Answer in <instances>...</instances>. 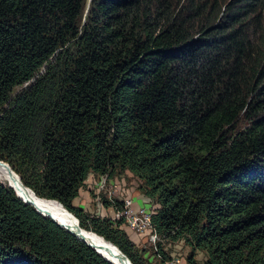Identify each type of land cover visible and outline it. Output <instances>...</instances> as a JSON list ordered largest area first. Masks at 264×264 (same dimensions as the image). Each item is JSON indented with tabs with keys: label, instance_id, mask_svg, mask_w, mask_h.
Wrapping results in <instances>:
<instances>
[{
	"label": "trees",
	"instance_id": "16d2710c",
	"mask_svg": "<svg viewBox=\"0 0 264 264\" xmlns=\"http://www.w3.org/2000/svg\"><path fill=\"white\" fill-rule=\"evenodd\" d=\"M204 1L0 0V159L133 264L178 240L188 264H264V0ZM125 170L156 205L151 251L74 203L90 172ZM12 187L0 264H112Z\"/></svg>",
	"mask_w": 264,
	"mask_h": 264
},
{
	"label": "rangeland",
	"instance_id": "374dc122",
	"mask_svg": "<svg viewBox=\"0 0 264 264\" xmlns=\"http://www.w3.org/2000/svg\"><path fill=\"white\" fill-rule=\"evenodd\" d=\"M199 1H201L202 4L205 3L204 0H199ZM208 1H211V0H208ZM236 1L237 0H235V2ZM221 2H223L224 5H227V8H229V10L232 8L233 3H234L232 2V0H221ZM88 3H89V0H88ZM224 5L221 7V10H223ZM205 6H206V3H205ZM208 6L209 4L207 3V7ZM236 11L238 10L235 9L234 12ZM261 13H262V16H264V9L263 11H261ZM245 125H247V122L245 121V119H242L240 121L239 127L241 126L243 127ZM0 176H1L0 180L2 182L6 184L11 182L10 180L6 178L7 175L4 170L0 171ZM102 176H106V178H109V180H106L105 185L103 187H99L97 182L99 181V179H101ZM115 177L117 178L115 179ZM3 178H6L7 180H4ZM94 178L97 179L96 188L94 187L89 188L88 185L90 186V183L93 182ZM114 180H116L117 183ZM136 186H138V180L128 170L115 173V176L114 175L108 176L107 174H104V173L99 174L96 172H90L85 180L84 186L80 188V192L77 198L75 199V203L76 202L81 203V205L84 206L85 209L88 210L91 214L100 215L103 217H110L113 220L121 219L123 223L122 226L128 233L129 237L133 240L135 245L138 248H147L149 251H151L150 249L154 247V241H152L149 237V234H148L149 226L142 225L139 228L137 226L131 227L127 219H125V217L119 214L117 215V212H120L123 210L124 208L123 203L125 199L129 197L132 200L130 207L133 209L132 210L133 212H137V210L141 206H144L147 210L152 209V207L154 206L155 203L152 199H150L147 203H143V204H140L139 206H136V204L134 203L136 198L131 197L133 196L132 191H135L138 189V188H135ZM101 197H106L109 200H114V199L121 200L122 201L121 207L115 208L113 203L110 205H105ZM152 213H154V211H152ZM164 246H165V249L169 252L171 258H173V259H170V261H172L171 263L188 264L186 261V256L189 251V247L182 240H178L174 243L167 242L164 244ZM195 259L197 260V264H204L203 263L204 255L201 251H198V253L195 256Z\"/></svg>",
	"mask_w": 264,
	"mask_h": 264
},
{
	"label": "bare ground",
	"instance_id": "6f19581e",
	"mask_svg": "<svg viewBox=\"0 0 264 264\" xmlns=\"http://www.w3.org/2000/svg\"><path fill=\"white\" fill-rule=\"evenodd\" d=\"M0 167H2L3 168V170L5 171V173H6V175H7V179L8 180H10L11 182H13V184H14V186H16L18 189H19V191L24 195V196H26V197H28V198H30L31 199V201H33V202H35L37 205H39V206H43L44 204V200H41V199H38L37 198V196H36V194L35 193H33L31 190V192L33 193V195H31L30 193H29V189H27V188H25L24 187V185H23V183L20 181V179L15 175V174H12V173H10V171L6 168V167H4V166H0ZM0 178H1V176H0ZM6 178H3L4 180H7ZM23 185V186H22ZM29 199V200H30ZM47 202V204L48 205H50V206H48V207H50V211L52 212V214L54 215V217L56 218V219H58L59 221H61L63 224H65L66 226H68V227H70V228H72V229H74L75 228V224H74V222L73 221H75V220H73V218L70 216V215H68V214H66V213H64L63 212V210H62V208H61V205L57 202V201H46ZM49 202H51L52 204H49ZM40 209H42V208H40ZM62 210V211H61ZM58 213H57V212ZM61 214H64V215H66L68 218H69V220L68 219H66V218H64V217H62L61 216ZM81 234H82V236L85 238V239H87V240H90V241H92V242H94L95 244H97V245H99L100 247H102V248H104V249H106L107 250V252L110 254V256L116 261V262H118L119 264H126V261L124 260V259H122V258H120L119 256H118V253H117V249H116V247H114V246H112V244H110V243H108V241L109 240H106L105 238H103L104 239V241H103V239L102 238H100L101 236H99L97 233H94V232H92V231H88V230H82V232H81ZM107 242H106V241ZM89 242V241H88ZM102 253V252H101ZM103 254V253H102ZM104 255V254H103ZM105 256V255H104ZM111 260V259H110ZM112 261V260H111ZM114 262V261H113ZM115 263V262H114ZM116 264V263H115ZM129 264V263H128Z\"/></svg>",
	"mask_w": 264,
	"mask_h": 264
},
{
	"label": "water",
	"instance_id": "95a60500",
	"mask_svg": "<svg viewBox=\"0 0 264 264\" xmlns=\"http://www.w3.org/2000/svg\"><path fill=\"white\" fill-rule=\"evenodd\" d=\"M42 70H43V68L40 70V72H42ZM31 80H33V79H31ZM30 80V81H31ZM29 82V81H28ZM28 82H26L24 85H26V84H28ZM0 166H4V167H6L9 171H10V173H12V174H15L19 179H20V181L22 182V180H21V178H20V176H19V174L10 166V164L8 163V162H6V161H4L3 159H0ZM23 183V182H22ZM7 185H9L10 187H12V185L11 184H9V183H7ZM23 185H24V187L25 188H27V189H29V190H31L33 193H35L30 187H28V186H26L24 183H23ZM13 188V187H12ZM14 189V188H13ZM14 191H15V193L17 194V196L19 197V198H21L25 203H28V204H30V205H32L34 208H35V210L38 212V213H40V214H42L43 216H47V217H50V218H53V219H55L56 221H57V223L60 225V226H62V227H64L66 230H68L69 232H71L72 234H74L78 239H80V240H82V241H84L85 243H87L88 245H90L91 247H93L100 255H102L107 261H109L110 263H112V264H115L113 261H111L108 257H106V256H104L91 242H88L83 236H82V234H81V232H82V230H86V228H84V227H82L81 225H80V223H79V219H78V217L72 212V211H70L68 208H66L60 201H58L57 199H54V198H47V197H41V196H38L36 193V196H37V198L38 199H41V200H44L43 202V206H39V205H37L35 202H33V201H31V200H27V199H25V198H23V197H21L18 193H17V191L14 189ZM46 201H57L60 205H61V208H62V210H63V212L64 213H66V214H68V215H70L72 218H73V220H75V221H73L74 222V224H75V228L74 229H72V228H70V227H68V226H66L65 224H63L61 221H59L58 219H56L55 217H54V215L52 214V212L50 211V207H48V206H50V205H48L47 204V202ZM40 208H42V209H40ZM61 210V211H62ZM57 212V211H56ZM58 213V212H57ZM91 231V230H90ZM93 232V231H92ZM95 233V232H94ZM99 236H101V235H99ZM101 237H103V236H101ZM104 238V237H103ZM108 243H110V244H112V246H114V247H116V249H117V253H118V256L120 257V258H122V259H124V260H126V262L127 263H129V264H133V262L130 260V258L128 257V255L126 254V253H124L115 243H113V242H111V241H108Z\"/></svg>",
	"mask_w": 264,
	"mask_h": 264
},
{
	"label": "built area",
	"instance_id": "2783aa9c",
	"mask_svg": "<svg viewBox=\"0 0 264 264\" xmlns=\"http://www.w3.org/2000/svg\"><path fill=\"white\" fill-rule=\"evenodd\" d=\"M106 174V173H104ZM106 180H109V178H106V176H102L101 179L97 182L99 187H103L105 185ZM131 198L125 199L123 203V210L120 212H117V215H121L127 219L128 223L130 224L131 227L137 226L138 228L141 227L142 225H148L149 226V237L154 243L156 242V239L158 240V235L153 226L150 223V218L152 211H154L153 206L152 209L147 210L144 206L139 207L137 212H133L132 208L130 207L131 204ZM137 209V208H136ZM172 261H167V264H173L171 263Z\"/></svg>",
	"mask_w": 264,
	"mask_h": 264
},
{
	"label": "crops",
	"instance_id": "0c3cea01",
	"mask_svg": "<svg viewBox=\"0 0 264 264\" xmlns=\"http://www.w3.org/2000/svg\"><path fill=\"white\" fill-rule=\"evenodd\" d=\"M117 177H115V179H116ZM96 181H97V179H93V182L92 183H90V186L88 185V187L89 188H92V187H94V188H96ZM116 183H117V181L116 180H114ZM119 185V184H118ZM79 192H80V189H79ZM137 193V194H136ZM132 195L133 196H131L132 198H136V200H135V204H136V206H139L140 204H143V203H147L149 200H150V198L149 197H147V196H145L142 192H140L138 189L137 190H135V191H132ZM77 198V196L74 198V203H75V199ZM75 204H77V205H81V203H79V202H76ZM82 206V205H81ZM84 209H85V207L84 206H82Z\"/></svg>",
	"mask_w": 264,
	"mask_h": 264
}]
</instances>
